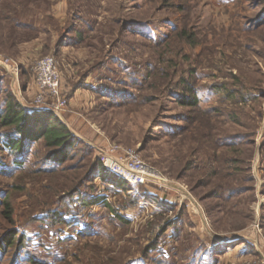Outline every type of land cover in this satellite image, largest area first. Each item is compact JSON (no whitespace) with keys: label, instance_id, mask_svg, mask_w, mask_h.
Segmentation results:
<instances>
[{"label":"rangeland","instance_id":"obj_1","mask_svg":"<svg viewBox=\"0 0 264 264\" xmlns=\"http://www.w3.org/2000/svg\"><path fill=\"white\" fill-rule=\"evenodd\" d=\"M9 96L80 143L17 160L0 126V264H264V0H0V114ZM112 146L172 186L97 179Z\"/></svg>","mask_w":264,"mask_h":264},{"label":"trees","instance_id":"obj_2","mask_svg":"<svg viewBox=\"0 0 264 264\" xmlns=\"http://www.w3.org/2000/svg\"><path fill=\"white\" fill-rule=\"evenodd\" d=\"M189 92L191 93V91ZM187 100L184 101L185 105L193 107L199 104L196 97ZM0 126L11 130L6 134V141L3 142V145L6 150L17 156V160L23 158L29 144L43 140L46 148L49 149L47 160L53 164L61 165L71 157L70 152L76 151L77 144L80 143L53 112L28 110L14 96L7 97L5 109L0 114ZM21 162H17V164L20 165ZM98 166L97 172H93L97 173V179L108 181L111 186H121V188L129 186L128 182L113 174L105 175L106 171L102 164ZM101 173H103L102 176ZM81 177L82 175H77L75 179L79 181ZM98 203H103V199L98 198L94 203L89 202L88 204ZM7 207L10 209L8 205ZM6 215L9 220L12 219L11 212ZM14 242H16V238L7 243L14 244Z\"/></svg>","mask_w":264,"mask_h":264},{"label":"built area","instance_id":"obj_3","mask_svg":"<svg viewBox=\"0 0 264 264\" xmlns=\"http://www.w3.org/2000/svg\"><path fill=\"white\" fill-rule=\"evenodd\" d=\"M56 65L53 58L47 57L37 66L36 103L39 105L44 104L47 99L60 98V76ZM13 67L19 69L17 65ZM61 106L63 105L59 104L56 111L60 110ZM100 154L105 169L130 184L172 186L162 174L145 164L132 150L112 146L109 150H100Z\"/></svg>","mask_w":264,"mask_h":264},{"label":"bare ground","instance_id":"obj_4","mask_svg":"<svg viewBox=\"0 0 264 264\" xmlns=\"http://www.w3.org/2000/svg\"><path fill=\"white\" fill-rule=\"evenodd\" d=\"M11 70H13V69H11ZM13 71L16 72V69H14ZM15 74H16V73H15Z\"/></svg>","mask_w":264,"mask_h":264}]
</instances>
